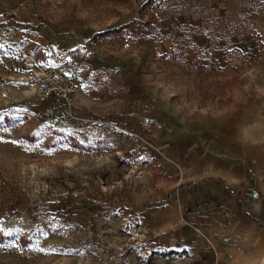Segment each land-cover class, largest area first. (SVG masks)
<instances>
[{"label":"rangeland","instance_id":"1","mask_svg":"<svg viewBox=\"0 0 264 264\" xmlns=\"http://www.w3.org/2000/svg\"><path fill=\"white\" fill-rule=\"evenodd\" d=\"M44 68L72 107L39 100ZM253 120L264 0H0V264H160L134 194Z\"/></svg>","mask_w":264,"mask_h":264},{"label":"crops","instance_id":"2","mask_svg":"<svg viewBox=\"0 0 264 264\" xmlns=\"http://www.w3.org/2000/svg\"><path fill=\"white\" fill-rule=\"evenodd\" d=\"M247 127L264 129V121L222 126V145L236 134L237 153L214 159L213 136L205 154L181 152V172L165 169L164 183L158 177L134 194L160 264H264V133Z\"/></svg>","mask_w":264,"mask_h":264},{"label":"built area","instance_id":"3","mask_svg":"<svg viewBox=\"0 0 264 264\" xmlns=\"http://www.w3.org/2000/svg\"><path fill=\"white\" fill-rule=\"evenodd\" d=\"M31 86L34 88L41 101L56 100L63 106L70 108L74 105L75 95L77 93L78 86L61 76L54 70L48 69L40 73L39 77L34 79ZM143 239L148 238V232L144 228ZM138 251V249H135ZM140 255H146L148 257L155 255V250L147 248L138 252Z\"/></svg>","mask_w":264,"mask_h":264}]
</instances>
